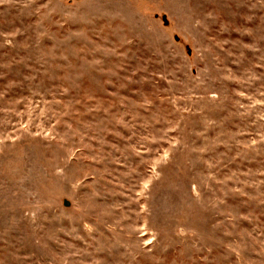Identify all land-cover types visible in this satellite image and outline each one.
I'll return each mask as SVG.
<instances>
[{"label":"rangeland","instance_id":"obj_1","mask_svg":"<svg viewBox=\"0 0 264 264\" xmlns=\"http://www.w3.org/2000/svg\"><path fill=\"white\" fill-rule=\"evenodd\" d=\"M0 264H264V0H0Z\"/></svg>","mask_w":264,"mask_h":264},{"label":"water","instance_id":"obj_2","mask_svg":"<svg viewBox=\"0 0 264 264\" xmlns=\"http://www.w3.org/2000/svg\"><path fill=\"white\" fill-rule=\"evenodd\" d=\"M163 20H165V17H163Z\"/></svg>","mask_w":264,"mask_h":264}]
</instances>
